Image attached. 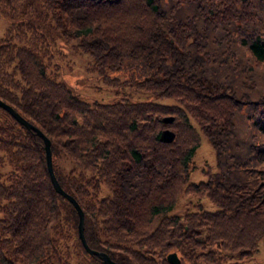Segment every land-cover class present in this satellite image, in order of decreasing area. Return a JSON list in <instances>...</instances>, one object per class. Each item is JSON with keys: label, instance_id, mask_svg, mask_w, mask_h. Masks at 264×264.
<instances>
[{"label": "trees", "instance_id": "trees-1", "mask_svg": "<svg viewBox=\"0 0 264 264\" xmlns=\"http://www.w3.org/2000/svg\"><path fill=\"white\" fill-rule=\"evenodd\" d=\"M1 22L0 98L50 138L91 247L119 264H173L170 251L182 264H222L221 246L257 250L264 0H0ZM58 38L88 52L118 92L133 84L174 103L82 99L58 76ZM194 122L218 164L200 181H189ZM167 127L172 141L160 139ZM183 190L219 208L170 214ZM78 221L52 184L43 137L0 106V264H105L83 246Z\"/></svg>", "mask_w": 264, "mask_h": 264}, {"label": "rangeland", "instance_id": "rangeland-1", "mask_svg": "<svg viewBox=\"0 0 264 264\" xmlns=\"http://www.w3.org/2000/svg\"><path fill=\"white\" fill-rule=\"evenodd\" d=\"M5 22L0 23V29H5ZM58 54L54 57L57 64L59 78L62 79L79 97L88 102L100 101L111 103L120 100L122 95L131 101H156L159 103H174L171 98L162 97L152 91L138 88L133 84L122 87L118 92L117 86L104 81L99 72L93 69V59L88 52L76 50L70 42L58 38ZM199 135V145L193 155V167L189 181L207 179L205 169L218 170L216 151L209 139L199 126L194 122ZM72 163L67 164L71 167ZM103 194L109 195L105 187ZM176 204L168 211L170 214H183L185 210H215L219 205L206 195H196L187 191H180ZM220 254L223 257L222 264H258L264 263V235L258 240V248L251 254H241L239 250H226L222 246Z\"/></svg>", "mask_w": 264, "mask_h": 264}, {"label": "water", "instance_id": "water-1", "mask_svg": "<svg viewBox=\"0 0 264 264\" xmlns=\"http://www.w3.org/2000/svg\"><path fill=\"white\" fill-rule=\"evenodd\" d=\"M0 106L5 108L12 116H14L20 123L24 124L26 127L34 129L40 136L43 137L44 140V148L46 153V163L47 169L50 174V178L55 190L65 197H67L76 207L79 215L78 221V235L81 239V242L85 249L90 253L99 256L105 264H119L116 260L112 259L111 256L103 250H98L91 247L86 239L84 227H85V215L84 210L78 200L67 190H65L55 173L54 165H53V156H52V149H51V140L50 138L36 125L30 122L27 118H25L16 108H14L10 103L4 101L0 98ZM164 121L171 122L174 119L173 115H166L163 117ZM175 137V131L171 128H164L161 131L160 139L163 141H172ZM167 259L173 264H182L181 258L176 251H170L167 254Z\"/></svg>", "mask_w": 264, "mask_h": 264}]
</instances>
